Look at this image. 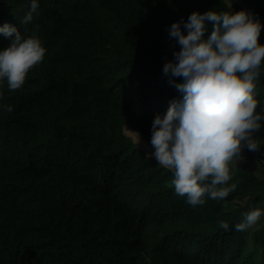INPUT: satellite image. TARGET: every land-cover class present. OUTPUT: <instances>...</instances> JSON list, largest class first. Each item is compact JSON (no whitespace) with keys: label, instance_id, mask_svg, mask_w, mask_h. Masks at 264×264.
I'll use <instances>...</instances> for the list:
<instances>
[{"label":"trees","instance_id":"obj_1","mask_svg":"<svg viewBox=\"0 0 264 264\" xmlns=\"http://www.w3.org/2000/svg\"><path fill=\"white\" fill-rule=\"evenodd\" d=\"M24 3L0 0V18ZM44 3L64 16L70 7ZM230 5L256 14L264 43V0H164L161 15L169 26ZM73 23L74 36L47 45L25 88L11 96L0 87V104L12 106L0 111V264H104L113 255L106 245L129 251L135 264H264V223L233 229L264 204V177L234 169L225 198L190 206L174 193L171 170L113 123L149 140L153 116L179 96L161 71L180 47L175 38L135 26L109 31L78 16ZM255 91L264 100V59ZM242 153L264 167L260 154ZM131 229L147 237L146 248Z\"/></svg>","mask_w":264,"mask_h":264},{"label":"clouds","instance_id":"obj_2","mask_svg":"<svg viewBox=\"0 0 264 264\" xmlns=\"http://www.w3.org/2000/svg\"><path fill=\"white\" fill-rule=\"evenodd\" d=\"M68 1L66 16L44 0H29L0 18L3 92L12 96L25 88L47 45L74 36L76 16L109 31L135 26L158 40L168 30L180 47L172 52V59L165 60L161 71L179 96L168 101L163 114L153 116L149 140L128 122L113 123L122 136L145 153L144 148L151 149L146 154L171 170L173 191L184 197L185 203L203 204L205 196L217 201L225 198L236 186L226 182L235 163L243 159L242 149L256 151L264 145V137L254 135L264 130V100H258L255 91L264 59V43L258 42L260 19L251 9L233 10L230 5V11L193 10L186 20L168 26L161 15L164 0ZM159 23H164L163 27L157 26ZM174 77L181 79L177 82ZM11 110L10 104H0V111ZM262 216L264 204L243 212L233 229H248ZM218 223L228 230L226 221ZM129 234L146 248L147 237L142 232L131 229ZM106 246L113 255L104 264H135L129 251ZM121 252L131 258H119Z\"/></svg>","mask_w":264,"mask_h":264},{"label":"rangeland","instance_id":"obj_3","mask_svg":"<svg viewBox=\"0 0 264 264\" xmlns=\"http://www.w3.org/2000/svg\"><path fill=\"white\" fill-rule=\"evenodd\" d=\"M262 129H264V123H262ZM254 135H259L260 137H264V130H257V132L254 133ZM264 145H261L260 148L256 151H250L247 148L242 149V151H249L252 154H260V156L263 157V162H264ZM146 153L149 155L151 153V149H145ZM243 159L238 160L237 163H235L234 165V169H242L246 172L252 173L256 176L259 177H264V167L262 166V164L260 162H256V161H252L251 158H248L244 153H242ZM231 167H233L231 165ZM263 222V216L260 218V220L257 221V223L255 224L256 226H260L262 225Z\"/></svg>","mask_w":264,"mask_h":264}]
</instances>
